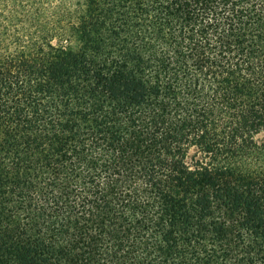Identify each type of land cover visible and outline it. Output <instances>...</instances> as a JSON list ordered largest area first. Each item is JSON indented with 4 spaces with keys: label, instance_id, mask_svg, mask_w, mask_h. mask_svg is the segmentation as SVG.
I'll use <instances>...</instances> for the list:
<instances>
[{
    "label": "trees",
    "instance_id": "1",
    "mask_svg": "<svg viewBox=\"0 0 264 264\" xmlns=\"http://www.w3.org/2000/svg\"><path fill=\"white\" fill-rule=\"evenodd\" d=\"M42 5L0 0V264H125L115 206L132 264H264V0Z\"/></svg>",
    "mask_w": 264,
    "mask_h": 264
},
{
    "label": "rangeland",
    "instance_id": "2",
    "mask_svg": "<svg viewBox=\"0 0 264 264\" xmlns=\"http://www.w3.org/2000/svg\"><path fill=\"white\" fill-rule=\"evenodd\" d=\"M24 2V0H23ZM59 0H43L42 9L47 14L48 18L53 14L54 8L58 6ZM26 6V5H24ZM25 11L26 7L23 8ZM65 44V41H61ZM53 44H56V40L53 41ZM256 139L258 141L264 140V133H260ZM192 152V151H191ZM143 210L140 209H131L127 207H111L106 213L101 214L98 218L92 219L93 223L100 229L104 231L103 236L100 240V254L103 258L114 257V258H124L125 264H132L134 260L141 256L144 252V247L146 244L145 239H136L134 237H129L127 246L122 249L112 248L109 244L113 238H120L118 231L113 229L121 226L126 229L129 225H134L135 218L140 219L141 221L145 220L146 222L151 220H146L145 217L142 218L140 212ZM153 211V210H152ZM154 212V211H153ZM147 213H150L149 211ZM118 216L121 218L118 219ZM154 222V219H152ZM128 258V259H127Z\"/></svg>",
    "mask_w": 264,
    "mask_h": 264
}]
</instances>
